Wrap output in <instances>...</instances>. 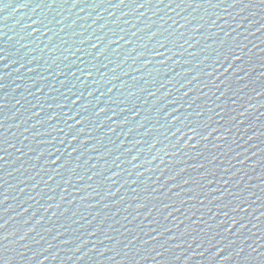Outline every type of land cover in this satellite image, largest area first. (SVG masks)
<instances>
[{
  "label": "water",
  "instance_id": "95a60500",
  "mask_svg": "<svg viewBox=\"0 0 264 264\" xmlns=\"http://www.w3.org/2000/svg\"><path fill=\"white\" fill-rule=\"evenodd\" d=\"M0 149V264H264V0H0Z\"/></svg>",
  "mask_w": 264,
  "mask_h": 264
},
{
  "label": "snow or ice",
  "instance_id": "6c2138e0",
  "mask_svg": "<svg viewBox=\"0 0 264 264\" xmlns=\"http://www.w3.org/2000/svg\"><path fill=\"white\" fill-rule=\"evenodd\" d=\"M121 2H123V0H121ZM143 6H144L143 4L140 5V7H143ZM0 150H2V149H0ZM0 159H3V157L0 156Z\"/></svg>",
  "mask_w": 264,
  "mask_h": 264
}]
</instances>
